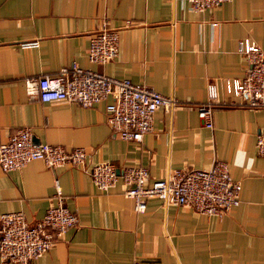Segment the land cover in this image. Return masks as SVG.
Segmentation results:
<instances>
[{
	"label": "crops",
	"instance_id": "0c3cea01",
	"mask_svg": "<svg viewBox=\"0 0 264 264\" xmlns=\"http://www.w3.org/2000/svg\"><path fill=\"white\" fill-rule=\"evenodd\" d=\"M119 30L117 55L99 64L87 58L90 33L103 20ZM264 44V0H226L203 11L187 0H0V144L18 127L30 126L35 142L82 146L84 167H47L41 159L5 171L0 167V213L21 210L29 222L54 203V179L76 225L29 264H264V157L256 133L264 108H214L212 128L195 103L207 98L214 81L244 74L247 61L238 40ZM35 44L23 45L34 42ZM76 63L144 82L183 104L158 107L152 129L140 142L119 138L107 124L105 103L81 106L41 101L25 92L23 78L54 73ZM227 162L241 184L239 202L224 215H207L156 196L144 211L124 193L119 178L107 190L89 174L91 164L145 166L152 178L174 168H209ZM0 264H21L14 261Z\"/></svg>",
	"mask_w": 264,
	"mask_h": 264
},
{
	"label": "built area",
	"instance_id": "2783aa9c",
	"mask_svg": "<svg viewBox=\"0 0 264 264\" xmlns=\"http://www.w3.org/2000/svg\"><path fill=\"white\" fill-rule=\"evenodd\" d=\"M187 1L194 10L203 11L226 0ZM118 47L119 30L105 19L90 33L87 58L104 64L117 55ZM237 50L247 61L244 74L223 78L224 91L235 98L221 100L215 82L210 80L207 98L194 104L198 116L209 128L213 126L212 113L216 107L264 108V44L242 38L238 40ZM23 81L27 95L41 101L66 100L91 106L106 100L107 124L119 138L132 142H140L152 129L158 107L171 110L183 104L175 96L161 93L144 82L111 76L76 63L63 65L51 74L25 76ZM255 147L257 154L264 157V128L256 133ZM33 159H41L53 169L64 165L84 167L87 152L82 146L68 149L61 144L37 143L30 126L16 128L0 144V167L5 171L20 168ZM88 171L93 183L102 190L111 188L120 178L125 195L134 199L136 210L141 212L145 209V200L152 196L160 198L165 205H184L217 216L224 215L240 200L241 184L231 176L227 162L221 159H215L207 169L174 168L160 178H152L145 166L117 168L110 161L95 162ZM53 186L55 201L38 220L29 222L21 210L0 213V261L29 264L44 254L68 228L76 225L77 215L65 204L57 178ZM131 264L154 263L134 258Z\"/></svg>",
	"mask_w": 264,
	"mask_h": 264
}]
</instances>
